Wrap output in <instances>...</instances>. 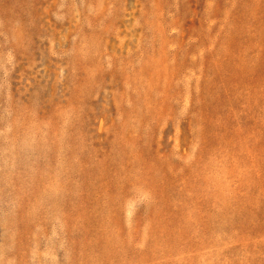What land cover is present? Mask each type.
I'll return each instance as SVG.
<instances>
[{
	"label": "rangeland",
	"instance_id": "obj_1",
	"mask_svg": "<svg viewBox=\"0 0 264 264\" xmlns=\"http://www.w3.org/2000/svg\"><path fill=\"white\" fill-rule=\"evenodd\" d=\"M0 264H264V0H0Z\"/></svg>",
	"mask_w": 264,
	"mask_h": 264
}]
</instances>
